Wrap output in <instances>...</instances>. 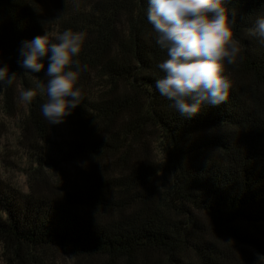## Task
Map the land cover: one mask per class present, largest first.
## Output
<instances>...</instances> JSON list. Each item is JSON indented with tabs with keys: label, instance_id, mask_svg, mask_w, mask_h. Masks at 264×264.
<instances>
[{
	"label": "trees",
	"instance_id": "16d2710c",
	"mask_svg": "<svg viewBox=\"0 0 264 264\" xmlns=\"http://www.w3.org/2000/svg\"><path fill=\"white\" fill-rule=\"evenodd\" d=\"M147 7L0 0V66L16 72L0 113L18 115L21 87L37 93L17 117L18 162H0L27 186L0 174V264H58L56 254L77 264H264V43L252 34L264 0H228L242 49L225 64L229 97L191 120L154 87L167 53ZM69 29L86 36L84 100L54 141L37 86L44 71L24 72L18 50Z\"/></svg>",
	"mask_w": 264,
	"mask_h": 264
},
{
	"label": "clouds",
	"instance_id": "9594fccd",
	"mask_svg": "<svg viewBox=\"0 0 264 264\" xmlns=\"http://www.w3.org/2000/svg\"><path fill=\"white\" fill-rule=\"evenodd\" d=\"M227 3L147 0V21L156 34V44L167 53V59L157 64L164 76L154 87L187 120L195 118L203 106L216 108L227 103L232 82L225 74V64L237 63L242 52L234 35L235 13L230 15ZM252 34L264 43V16L256 19ZM85 39L83 32L69 29L58 34V42L46 34L21 41L19 66L33 75L44 71L46 83L37 86L47 97L41 112L49 125L64 123L84 100L78 81L87 65H81L78 57ZM15 80L16 72H10L7 64L0 66V90ZM36 95L31 88L19 90V99L25 104H31Z\"/></svg>",
	"mask_w": 264,
	"mask_h": 264
},
{
	"label": "rangeland",
	"instance_id": "374dc122",
	"mask_svg": "<svg viewBox=\"0 0 264 264\" xmlns=\"http://www.w3.org/2000/svg\"><path fill=\"white\" fill-rule=\"evenodd\" d=\"M25 108V104H20V109H18V115L23 114ZM18 115L13 119L7 118L0 113V162L1 161H8V160H16V156L21 154L20 151H16L17 148V122H18ZM52 139L55 141L63 140L67 137L68 134V119L62 124L59 125H50ZM15 153L17 155H15ZM2 163H0V174L12 184L18 186L23 191L27 190L26 186V179L21 172L16 171L13 174L8 172L4 169ZM9 170V169H8ZM18 170V169H16ZM71 175L73 176L74 173L71 171ZM58 264H77L74 260L64 257L61 254H56Z\"/></svg>",
	"mask_w": 264,
	"mask_h": 264
}]
</instances>
